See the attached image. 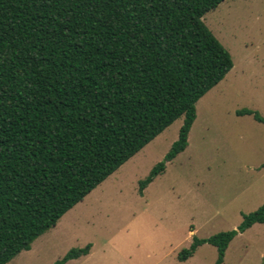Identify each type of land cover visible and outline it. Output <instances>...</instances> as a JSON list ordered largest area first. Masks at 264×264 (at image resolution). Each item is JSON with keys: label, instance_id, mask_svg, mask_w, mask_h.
Wrapping results in <instances>:
<instances>
[{"label": "trees", "instance_id": "obj_1", "mask_svg": "<svg viewBox=\"0 0 264 264\" xmlns=\"http://www.w3.org/2000/svg\"><path fill=\"white\" fill-rule=\"evenodd\" d=\"M225 0H0V264L10 261L181 116L179 138L140 183L189 145L197 102L234 62L204 15ZM239 114H253L251 109ZM264 223L194 236L223 264ZM72 248L55 264L86 256Z\"/></svg>", "mask_w": 264, "mask_h": 264}, {"label": "rangeland", "instance_id": "obj_2", "mask_svg": "<svg viewBox=\"0 0 264 264\" xmlns=\"http://www.w3.org/2000/svg\"><path fill=\"white\" fill-rule=\"evenodd\" d=\"M204 22L234 66L197 102L189 145L142 194L140 182L179 138L181 116L65 213L9 264H55L72 248L92 245L66 264H217L205 243L187 260L194 236L237 229L264 204V0H225ZM223 264H264V223L239 233Z\"/></svg>", "mask_w": 264, "mask_h": 264}]
</instances>
